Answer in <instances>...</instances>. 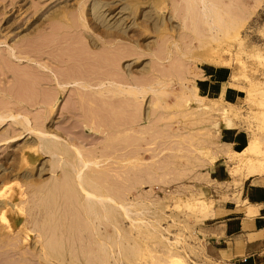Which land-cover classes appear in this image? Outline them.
Wrapping results in <instances>:
<instances>
[{"label":"rangeland","instance_id":"1","mask_svg":"<svg viewBox=\"0 0 264 264\" xmlns=\"http://www.w3.org/2000/svg\"><path fill=\"white\" fill-rule=\"evenodd\" d=\"M180 16L171 0H0V110L28 115L34 125L39 118L42 130L82 149L94 161L88 167L96 168L95 179L130 203L133 219L117 210L115 227L99 224L103 236L121 234L112 257L99 258L78 201L66 200L62 190L57 202L36 201L40 187L54 178L61 184L70 165L52 171L57 157L9 117L0 124V264H246L215 259L201 227L225 201H243L238 187L264 175V0L237 31L206 44ZM120 49L124 56L116 55ZM12 50L28 55L18 60ZM65 72L91 83L102 78V93L74 83L58 91L54 79ZM114 73L122 88L147 87L143 97L107 95V75ZM50 92L48 108L40 97ZM118 123L132 126L133 138L111 134ZM48 224L58 248L46 261Z\"/></svg>","mask_w":264,"mask_h":264},{"label":"bare ground","instance_id":"2","mask_svg":"<svg viewBox=\"0 0 264 264\" xmlns=\"http://www.w3.org/2000/svg\"><path fill=\"white\" fill-rule=\"evenodd\" d=\"M262 0H250V1H248V0H171V5L173 6V9H174V11H177V14H179V15H181L180 17H182V20H183V22L182 23H184V25L185 26H188V27H190L192 30H193V33L196 35V36H194V37H198L197 39H198V41H199V43L198 44H200V43H205L206 44V42H210L211 40H218V39H220V38H222V36L224 37V36H227V35H229L231 32H235V31H237L239 28H240V26L245 22V21H247V19H249V17L253 14V12L256 10V8H258L259 7V5H260V2H261ZM80 5H81V3H80ZM80 10V9H79ZM82 10V9H81ZM81 12V11H80ZM78 13H79V11H78ZM67 14V13H66ZM64 16V15H63ZM70 16V15H69ZM67 17V16H66ZM177 17H179V16H177ZM77 19H78V21H79V23H80V27L82 26V27H85V24H84V18H83V16H82V13H80L79 15H78V17H77ZM68 20V19H67ZM67 20H66V22H67ZM72 22V21H71ZM74 22V21H73ZM71 24V23H70ZM69 24V26H73L74 25V23L73 24H71L70 25ZM75 24H77V23H75ZM199 25H202V27H203V29H202V27L200 28L199 27ZM95 28V27H94ZM54 29V28H53ZM188 29V28H187ZM190 29V30H191ZM200 29V30H199ZM202 29V30H201ZM191 30V31H192ZM197 31V32H196ZM198 31H199V33H198ZM222 35V36H221ZM164 38V37H163ZM166 40V39H165ZM195 40V39H194ZM190 41V40H189ZM197 41V42H198ZM95 42H96V40H95ZM190 42H192V41H190ZM42 44V43H41ZM124 46V45H123ZM158 46H159V44H158ZM45 47V46H44ZM157 47V46H156ZM114 48H116V47H114ZM14 49V48H13ZM119 49V48H118ZM124 49V48H123ZM190 49V48H189ZM78 50V49H77ZM121 50V49H120ZM125 50V52H127L126 51V49H124ZM123 50V51H124ZM24 51V50H23ZM22 51V52H23ZM69 51V50H68ZM107 51V50H106ZM186 51H188V50H186ZM21 51H19L18 50V53L17 52H15L14 50H12V51H10L9 53V55L10 56H13V57H15V58H20V57H25V55H23V53L24 54H26L25 52H23L22 53ZM117 53H116V55L117 56H124L123 54H121L122 53V50L121 51H116ZM59 53V52H58ZM124 53V52H123ZM159 53V52H158ZM163 53V52H162ZM111 54V53H110ZM157 54V53H156ZM167 54V53H166ZM28 54H26V56H27ZM42 55V54H41ZM54 55V54H53ZM65 55V54H64ZM130 55H131V53H130ZM160 55H162V54H160ZM159 55V56H160ZM57 56V55H56ZM55 56V57H56ZM153 56H155V55H153ZM29 57V56H28ZM113 57V56H112ZM157 57V56H156ZM32 58V57H31ZM161 58H163V57H161ZM33 59V58H32ZM37 59V58H36ZM19 60V59H18ZM35 60V59H34ZM38 60V59H37ZM36 60V61H37ZM42 60V59H41ZM120 60V59H119ZM161 61V60H160ZM175 61V60H174ZM39 62H40V60H39ZM43 62V61H42ZM47 62V61H46ZM46 62L44 63V64H42V66L45 68V69H48L49 67L48 66H50V65H48V64H46ZM79 62V61H78ZM117 62V61H116ZM181 62V61H180ZM106 63V62H105ZM69 64V63H68ZM113 64V63H112ZM48 65V66H47ZM170 66V65H169ZM41 67V66H40ZM42 68V67H41ZM108 68V67H107ZM171 68V67H170ZM176 68V67H175ZM51 69V68H50ZM74 69V68H73ZM88 69V68H87ZM52 71V70H51ZM64 71H66V70H64ZM77 71H78V69H77ZM68 72V71H67ZM75 73V72H74ZM78 73V72H77ZM60 75V74H59ZM64 75H66L65 76V78H63V79H59L57 76L55 77V85H57V87H58V91H63L64 89H65V86L67 85V84H69V83H74V85H77L78 87H79V89H83L85 92L86 91H94V94H95V92L96 91H101V92H98L99 94L100 93H102V89H101V86L103 85V81H100V80H102V78L101 79H99L97 82H95V83H91V80L93 81L94 79H91L90 81L89 80H85V79H83V78H81L80 76H78L77 77V74L76 75H70V74H66V72H65V74H63V76ZM62 76V77H63ZM107 76H109L110 77V82H109V86L108 87H106L105 89V91L107 92V95H109L110 93L112 94V96L114 97V95L115 94H117V93H123V92H125L128 96H131V95H133V97L135 96L136 98H139V96H142L143 97V94L147 91V87H145V86H141V85H139V86H134V87H132V86H128L127 88H122L123 86H121V85H119V83H117L116 81L118 80V79H116L117 77V75L115 76V73H114V75H107ZM106 76V77H107ZM112 76V77H111ZM161 76V75H160ZM61 77V76H60ZM108 77V78H109ZM105 78V77H104ZM125 80V79H124ZM48 81H50L49 79H48ZM96 81V80H95ZM121 81V80H120ZM120 81H118V82H120ZM126 81V80H125ZM144 81V80H143ZM127 82V81H126ZM40 83V82H39ZM48 83H50V82H48ZM123 83V82H122ZM125 83V82H124ZM121 84V83H120ZM127 85H129V84H127ZM52 87H54V86H52ZM254 87V86H253ZM264 87V86H263ZM104 88V87H103ZM162 88V91H160L159 93H164L163 92V90H164V88L163 87H161ZM29 89V88H28ZM53 90V89H52ZM83 90H81V92H84ZM261 90V89H260ZM30 91H32V90H30ZM35 91V90H34ZM80 90H78V92H79ZM152 91H153V93H154V91L155 90H153L152 89ZM257 91H259V90H257ZM46 92H48V91H45L44 93H46ZM262 92V91H261ZM42 93V92H41ZM43 93V95H45ZM51 93V92H50ZM56 93V92H55ZM54 93V94H55ZM155 93H158V92H155ZM259 94H260V91L258 92ZM40 94V93H39ZM79 94H81V93H79ZM84 94H86V93H84ZM89 94H91V93H89ZM88 94V95H89ZM93 94V95H94ZM166 94V93H165ZM263 94V93H262ZM261 94V95H262ZM57 95V94H56ZM97 95V94H96ZM122 95V94H121ZM155 95V94H154ZM163 95V94H162ZM82 96V95H81ZM111 96V95H110ZM110 96H108V97H110ZM100 97V96H99ZM102 97V96H101ZM186 97V96H185ZM40 98H42V99H40V101L41 102H44V105H46L48 108L49 107H51L52 105H53V103H54V98H55V95H53L52 93L51 94H46L45 95V97H43V96H41ZM105 98H107V97H105ZM112 98V97H111ZM85 99V98H84ZM110 99V98H109ZM115 99H117V98H115ZM124 99V98H123ZM133 99V98H132ZM131 99V100H132ZM135 99V98H134ZM134 99H133V101H134ZM81 100V99H80ZM128 100H129V98H128ZM128 100H125V102L126 101H128ZM138 100V102H139V99H137ZM136 100V101H137ZM104 101V100H103ZM102 101V102H103ZM116 101V100H115ZM121 101V100H120ZM130 101V100H129ZM92 102V101H91ZM90 102V103H91ZM38 103H39V101H38ZM85 103V102H84ZM127 103V102H126ZM131 103H134V102H131ZM141 103V102H140ZM140 103H138V105L137 106H139L140 105ZM87 104V103H86ZM108 104V103H107ZM129 104V103H128ZM136 104H137V102H136ZM155 104H156V102H155ZM263 104V103H262ZM42 105V104H41ZM88 105V104H87ZM132 105V104H131ZM115 106V105H114ZM130 106V105H129ZM19 107V106H18ZM82 107V106H81ZM134 107V106H133ZM140 107V106H139ZM156 107V106H155ZM96 108V107H95ZM52 109V108H51ZM113 109V108H112ZM115 109V108H114ZM135 109V108H134ZM138 109V108H137ZM7 110V109H6ZM105 110V109H104ZM15 111V110H14ZM42 111V110H41ZM49 111H51V110H48L47 109V112H49ZM94 111V110H93ZM113 111V110H112ZM137 112V111H136ZM30 113V112H29ZM28 113V114H29ZM43 113V112H42ZM135 113V112H134ZM133 113V115H134V118H135V116L137 117V115H135ZM263 113V112H262ZM18 113H16V115H17ZM91 114V113H90ZM96 114V113H95ZM264 114V113H263ZM16 115H14V113L13 112H9V111H3V110H0V124L4 121V120H6V119H8L9 117H11V119H13V120H17L18 119V123L20 124V125H22V128H23V130L24 131H27V133L28 134H34V135H37V137L36 138H38V140H39V143H38V147H40V149L42 150V152L43 153H46V154H51L54 158H56L57 157V160H55V163H52V171L53 170H56L55 168H58V167H66L67 165H70V168H69V170H65V178L66 179H64L62 182H61V184H60V182H58V179H53L51 182H49L48 184H45V185H43V186H41L40 188L42 189V191H43V194L42 195H40L41 197H36V201L37 200H43L42 198H44V199H46V200H50L52 197L55 199V202H57V197H58V195H57V191L59 190H62L64 193H63V195H64V197H65V199L66 200H70V201H72V200H74L75 202H77L78 201V203L79 204H77L78 205V207H80V210H83L82 212L83 213H85V218H86V220H87V223H86V225L87 226H85V228L84 229H88V231L89 232H91L92 234H93V239L97 242V245H98V247H97V250H96V253H98V256H99V258L101 257V259L103 258V260L104 261H108L107 259L108 258H110V257H112L111 256V253H113L112 252V250H113V244H114V241L116 240V238L118 237V236H120L121 237V234L119 233V231L116 229L114 232L115 233H108V231H107V233L103 236L101 233H100V230H99V224H101L102 222H105V224H109V225H111V226H113V227H115V221H114V219H115V213H117L116 211L117 210H120L124 215V217H126V218H129V219H131V221L133 220L132 219V217H131V209H130V203L129 202H126L124 199H119V197H116V194H115V192L111 189L110 190V186L109 187H107V186H104V185H102L101 183H102V181H98V179L100 180V178L95 174V170H96V168H92V167H88V166H90V164L92 163V162H94V161H91L90 159H88V158H86L85 157V155H84V153H83V151L81 152L80 150H82V149H79V147L77 148L76 146H74L75 147V149H74V147H70L72 150H74V154H68V150H67V148H69V147H67V145H66V143H64L61 139H57V137H56V135L55 134H53V133H51V132H48V131H44V130H42L41 128H40V122L41 121H39L37 118L35 119L36 120V125H34V124H32V123H30V118L28 117V115H23V114H20L19 113V117L17 116V117H15ZM102 115V114H101ZM116 115V114H115ZM131 115V114H130ZM130 115H127V116H129V117H126V118H132V119H134L132 116L130 117ZM39 116V115H38ZM98 116V115H97ZM114 116V115H113ZM192 116V115H191ZM264 116V115H263ZM40 117V116H39ZM46 116L44 115V116H41V120H42V123H43V121H44V118H45ZM91 117V116H90ZM94 117V116H93ZM96 117V116H95ZM94 117V118H95ZM99 117H100V115H99ZM97 118V117H96ZM95 118V119H96ZM120 118V117H119ZM47 119V118H46ZM93 118L91 117V119L90 120H92ZM114 119V118H113ZM128 119H127V121H128ZM39 121V125L37 126V124H38V121ZM88 120V119H87ZM124 120H126V119H124ZM135 120H138V119H135ZM262 120V119H261ZM98 121V120H97ZM129 121H131V120H129ZM129 121H128V123L127 124H129ZM196 121V120H195ZM99 122V121H98ZM116 122V121H115ZM119 122V121H118ZM124 122V121H123ZM136 122V121H135ZM134 122V123H135ZM138 122V121H137ZM110 123V122H109ZM130 123H133V122H130ZM92 124V127H94L95 126V128H96V125H94L93 124V122L91 123ZM97 124V123H96ZM111 124V123H110ZM109 124V125H110ZM94 125V126H93ZM102 126V125H101ZM141 126V125H140ZM105 127V126H104ZM132 126H130V127H128V125H126V123H118V125L116 124L114 127H112V129H113V131L112 130H110L111 132V134H115V136H117L118 137V135H120L119 137L120 138H122L123 137V139H121V140H124V138L125 139H127V138H129V133H128V131H130V130H133L132 128H131ZM135 127V126H134ZM147 127V126H146ZM145 127V128H146ZM102 128V127H101ZM148 128V127H147ZM94 129V128H93ZM97 129V128H96ZM140 129V128H139ZM136 130V129H135ZM144 131V130H143ZM142 133V132H141ZM21 134H22V132H20V133H18V134H16L15 136H13V138H11L12 139V141H15V140H18L19 138H20V136H21ZM131 134V133H130ZM139 134V133H138ZM122 135H124V136H122ZM126 135V136H125ZM132 136V135H131ZM130 136V138H133V137H131ZM114 136H112V138H113ZM111 138V137H110ZM111 138V139H112ZM115 138V137H114ZM113 138V139H114ZM14 139V140H13ZM116 139H119V138H116ZM135 139V138H134ZM139 138H137V140H138ZM2 140V139H1ZM142 139H140V141H141ZM61 141V142H60ZM113 141V140H112ZM115 141V140H114ZM117 141V140H116ZM120 141V140H119ZM125 141V140H124ZM123 141V142H124ZM127 142H130V141H127ZM149 142V141H148ZM254 143V141H252V144ZM255 144V143H254ZM112 145V144H111ZM250 145V144H249ZM72 146V145H71ZM254 146H256V145H254ZM253 146V147H254ZM258 147V146H257ZM69 148V149H70ZM255 148V147H254ZM259 151V150H258ZM257 151V152H258ZM68 154V156H70V158L72 157V159L70 160L71 162L70 163H68V162H65V159H64V157L66 156ZM56 156V157H55ZM125 156V155H124ZM112 157V156H111ZM66 158V157H65ZM29 159V158H28ZM53 160V161H54ZM93 160H95V158L93 159ZM52 161V162H53ZM57 161H58V163H57ZM259 161H262V160H259ZM259 163V162H258ZM264 164V163H263ZM262 164V165H263ZM260 165H261V163H260ZM93 166V165H92ZM96 166H98V165H96L95 164V166L94 167H96ZM254 166V165H253ZM69 167V166H68ZM92 168L91 170L89 169V171H88V168ZM263 167H264V165H263ZM92 170H94V175H95V177L94 178H92V176H93V174H92V176H91V174L90 173H92L91 171ZM61 171H62V169H61ZM63 174V173H62ZM96 177H98V179H95ZM63 178H64V176H63ZM39 188V187H38ZM36 190V189H35ZM37 191V190H36ZM38 192V191H37ZM41 192V191H40ZM32 195H35L36 196V194H33L32 193ZM39 196V195H38ZM41 198V199H40ZM32 200V199H31ZM45 200V201H46ZM64 200V199H63ZM38 202V201H37ZM37 202H36V204H37ZM47 203H48V201H47ZM49 203H50V201H49ZM69 203V202H68ZM80 205V206H79ZM51 206V205H50ZM40 207V205L38 204V208ZM43 207H45V206H43ZM49 206H46V210L48 211V208ZM62 207V206H61ZM37 208V207H36ZM52 207H49V211L51 212L52 210H50ZM79 210V211H80ZM48 211V212H49ZM57 211V210H56ZM77 211V210H76ZM75 211V212H76ZM79 211L78 212H76V213H79ZM48 212H46L45 211V213L47 214ZM49 212V213H50ZM60 212V211H59ZM74 212V213H75ZM33 213V212H32ZM52 213H55V211L54 212H51V216H49V217H52V216H54L55 217V215H53ZM62 213H63V211H62ZM59 214V213H58ZM77 215H79V214H77ZM84 215V214H83ZM47 216H48V214L46 215V221L49 219H47ZM79 216H81V215H79ZM122 216V215H121ZM53 217V218H54ZM52 218V219H53ZM84 218V219H85ZM52 219H51V221H52ZM57 219V218H56ZM55 219V220H56ZM50 220V219H49ZM79 220V219H78ZM85 221V220H84ZM56 222V221H55ZM55 222H53L54 224H55ZM86 222V221H85ZM107 222V223H106ZM134 222V221H133ZM132 222V223H133ZM44 223H45V221H44ZM47 223H48V221H47ZM51 225H53L51 222H49ZM57 223V222H56ZM46 224V223H45ZM45 224H44V226H45ZM50 224H48V225H50ZM85 224V223H84ZM51 225L50 226H47V227H49L48 229L50 230V228H51ZM56 225V224H55ZM83 225V224H82ZM82 225H81V227H82ZM150 225V224H149ZM57 226H59V224L57 225ZM57 226H55V227H57ZM52 227H54V225L52 226ZM77 227V226H76ZM81 227H79L80 229H81ZM43 230H46L44 233H43V236H44V239H45V237H46V239H48V235H51V236H53L54 235V233L53 232H55V231H52V230H50V231H52V233L51 232H47V229H44V228H42ZM58 229V228H57ZM59 229H60V226H59ZM71 229V228H70ZM80 229H78L79 231H82V230H80ZM83 229V228H82ZM115 229V228H114ZM65 231V229H62L61 231L62 232H64ZM69 230V229H68ZM40 231V230H39ZM42 231V230H41ZM60 231V233H62ZM78 231V232H79ZM110 232V231H109ZM41 233V232H40ZM39 233V235L42 237V233L40 234ZM57 233V232H56ZM48 234V235H47ZM53 234V235H52ZM62 235V234H61ZM55 236V235H54ZM54 236H53V238H54ZM57 236H58V234H57ZM72 236V235H71ZM123 236V235H122ZM62 237V236H61ZM52 238V237H51ZM52 238V239H53ZM45 239V241H44V249H45V251H44V254H45V259H46V261H47V257L49 256H51V257H53V255H57V250H56V248H58V247H56V244H54V242H53V240L52 239H50V237H49V239L48 240H46ZM59 239V238H58ZM105 240H108V242H109V245L111 246H109V249H108V247H106L107 246V243H106V246H105ZM55 241V240H54ZM59 242V241H58ZM62 242V241H61ZM96 242H95V244H96ZM116 243V242H115ZM118 244V243H117ZM128 244V243H127ZM119 245H120V243H119ZM118 245V246H119ZM58 246V245H57ZM61 246H62V244H61ZM112 248V249H111ZM56 250V251H55ZM125 250V249H124ZM20 253V252H19ZM26 254V253H25ZM97 255H95V257H96ZM102 256H104V257H102ZM55 260V259H54ZM50 261V260H49ZM60 261V260H59ZM58 260H57V263L59 262ZM100 262H101V260H100ZM49 263V262H48ZM93 263V262H92Z\"/></svg>","mask_w":264,"mask_h":264},{"label":"crops","instance_id":"3","mask_svg":"<svg viewBox=\"0 0 264 264\" xmlns=\"http://www.w3.org/2000/svg\"><path fill=\"white\" fill-rule=\"evenodd\" d=\"M236 190L243 201L214 209L201 227L203 243L217 260L264 264V175Z\"/></svg>","mask_w":264,"mask_h":264}]
</instances>
